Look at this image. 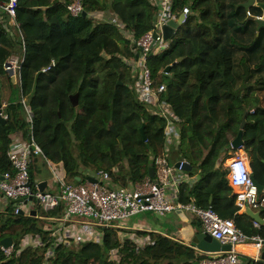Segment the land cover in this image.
Returning <instances> with one entry per match:
<instances>
[{"label":"trees","instance_id":"obj_1","mask_svg":"<svg viewBox=\"0 0 264 264\" xmlns=\"http://www.w3.org/2000/svg\"><path fill=\"white\" fill-rule=\"evenodd\" d=\"M246 1L174 0L177 13L186 6L191 12L168 39L169 48L150 56L148 63L153 73L171 65L162 78L167 89L161 96L178 118L176 160L193 166L185 172L189 179L180 184L177 201L212 206L252 236L264 234V225L255 227L249 214L239 212L222 163L245 118L243 148L264 186V26L257 21L263 10L245 8ZM69 2L19 0L25 60L17 82L7 61L23 54L21 35L7 33L0 24V105L7 116L0 120V174L13 171L7 155L12 135L21 130L28 137L21 102L26 97L36 141L50 161L63 165L72 183L104 172L113 187L133 184L150 175L165 148L167 118L139 99L125 62L134 57L135 41L154 27L159 4L83 0L86 15L74 17L68 14ZM6 84L9 90L3 93ZM75 93L76 106L70 98ZM39 159L33 161L34 177L44 165ZM63 214L62 207L44 209L38 203L29 212L15 213L11 203L0 213V241L12 237L14 250L7 254L0 244V264H117L113 249L118 264H196L207 257L193 244L157 232L135 231L150 237L146 244L121 237L114 226L102 227L98 241H73L65 230L83 232L79 224L61 223ZM29 238L39 242L23 245Z\"/></svg>","mask_w":264,"mask_h":264},{"label":"built area","instance_id":"obj_2","mask_svg":"<svg viewBox=\"0 0 264 264\" xmlns=\"http://www.w3.org/2000/svg\"><path fill=\"white\" fill-rule=\"evenodd\" d=\"M18 2L19 0L0 1V24L4 21L5 29L10 33L16 30L21 35L23 54L12 55L7 62L10 64L7 67L13 69L20 80V71L25 60V41L22 34L23 24L17 18ZM157 2L160 10L154 27L135 41L134 57L125 59L135 79L133 87L139 99L157 107V113L167 118L164 131L165 148L155 161L154 176L148 175L133 184L113 187L109 182V174L100 172L98 176H88L83 182L72 183L63 165L50 161L36 141L33 111L27 103V98L22 97L29 134L25 137L19 130L12 135L13 141L7 155L13 171L0 174V191L13 202L15 213L29 212L35 203L44 209L62 207L64 214L60 220L61 223L72 222L74 217L82 221L84 217H94L96 221L91 223L92 227H118L119 222L148 212L162 217L174 211L188 210L200 218L203 231L217 239L221 245L231 246L228 251L202 252L207 257L200 264H245L248 258L259 261L264 249L262 233L252 236L246 234L237 226L234 219L220 216L212 206L203 208L193 202L184 204L177 201L180 184L189 179V176L184 173L186 171L182 164L180 166L171 164L167 154L173 141L175 147H178L179 132L175 126L178 118L173 111H170L161 96L167 89V84L162 78L168 73L165 69L153 73L148 61L150 56L162 53L170 46L169 41L164 37L163 27L170 20L177 21L181 14L185 15L183 20L185 22L191 10L186 6L182 12L177 13L174 10V0H157ZM67 10L70 16H79L85 11L83 0H70ZM248 14L251 15L249 11ZM155 31L158 33L156 37ZM54 64L55 60L43 68V71L50 70ZM0 116L3 119L7 117L3 111ZM228 151L232 157L224 163V168L227 170L229 184L233 189L239 212L243 213L251 208L259 211L264 219V190L259 191L252 178L253 171L244 148L235 149L231 143ZM36 157H41L47 167V170H42L41 179L38 180L33 178L32 172ZM45 173H50L49 179L54 184L53 190L40 189L41 183L46 180ZM89 177L97 181L94 182ZM172 188L175 202L172 201L173 196L168 197L167 193ZM253 223L255 227L261 229L262 223L259 220L254 219ZM94 232L93 229L88 230L91 236L95 234ZM4 250L10 254L14 250V245ZM111 258L117 264L120 262L117 251L114 249L111 250Z\"/></svg>","mask_w":264,"mask_h":264},{"label":"crops","instance_id":"obj_3","mask_svg":"<svg viewBox=\"0 0 264 264\" xmlns=\"http://www.w3.org/2000/svg\"><path fill=\"white\" fill-rule=\"evenodd\" d=\"M21 102H22V100H21ZM174 146L175 145H174V141H173V143L169 146V151H170V148L172 149ZM176 156H177V154H176ZM39 160L38 161L42 163L41 160H43V159L41 157ZM177 162H178V160L176 161V163ZM32 172H33V165H32ZM41 172H42V168H41V171L38 173L39 175L37 174L38 177H37V175L35 177L33 175V178L35 180L41 179V176H42ZM45 175H46V180L43 181V182H45V190H53L54 184L49 179L50 173H45ZM186 176H188V175H186ZM227 178H228V175H227ZM173 191H174V189L172 188V189H169L167 193L170 196H173ZM11 203H13V202L11 200H9L8 198H6L3 195V193L0 191V213H5L7 211V208L10 206ZM261 217L263 218L262 215H261ZM72 223H75V226H77L78 224L84 225V222L82 221V219H80L78 217H74V219L72 220ZM262 224L264 225V223H262ZM90 225H92V224H90ZM117 225H118L117 228H119L120 233H123V235L120 234L121 237L129 236L132 239L136 238L138 241H140L141 243H144V244H146L150 241V237L138 235L135 233V231L140 230V231L161 233V234L167 235L171 239L184 242L185 244H188V245L193 244V242H192L193 237L196 235V233L203 231L200 218L195 213L188 211V210L174 211V212H171V213L164 215L162 217H158L154 213H152L151 216L147 215V213L143 214V215L139 214V215H135L132 218H129L125 221L119 222ZM62 227H64L63 224H62ZM79 229H80V227H79ZM262 232H264V227L262 229ZM94 233L97 236H99V240H100V238L103 234L102 230H100L98 232L95 231ZM83 235L87 236V234H85L84 232H83ZM245 262H246L245 264H249V263H247V261H245ZM258 262H260V261H258Z\"/></svg>","mask_w":264,"mask_h":264},{"label":"water","instance_id":"obj_4","mask_svg":"<svg viewBox=\"0 0 264 264\" xmlns=\"http://www.w3.org/2000/svg\"><path fill=\"white\" fill-rule=\"evenodd\" d=\"M253 5H258L262 8L263 10V17L262 18H257V21L259 22L260 26H264V2H258L257 0H247L244 3L245 8H250ZM84 15H86V12L83 13ZM185 18L184 14H181L179 19L177 21L175 20H170L164 27H163V33H164V37L165 39H170L173 34H175V32L181 27V25L184 23L183 20ZM158 35V33L155 31L154 32V36L156 37ZM9 63L7 64V66L9 67ZM166 72L169 73L171 71V65H169L166 69ZM8 72L10 73V75L12 76V80L14 81V77H13V71L12 70H8ZM120 84H122V82H119ZM73 104L76 106L79 103V93H75L72 94L70 96ZM2 111V106L0 105V113ZM0 120L5 121V119H3L0 116ZM246 125V119L244 118L242 123H241V127L240 130L238 132V135L232 140V146L235 149H240L243 148L245 146V140H244V128ZM111 130L114 131L117 135V131L115 129V126L112 125L111 126ZM141 131L142 134L144 135V139H145V132H144V125L141 127ZM180 164H182L184 170L186 171H192L193 166L188 163L187 161H179L176 163V166H180ZM154 172L155 169L154 167L150 168V176H154ZM92 181H97V179L89 177ZM252 178L255 182V184L258 186L259 191H263L264 190V186L261 185L255 175H252ZM40 189L41 190H45V182L41 183L40 185ZM33 213H35V211H33ZM245 213L249 214L251 217H253V219L259 220L261 223H264L263 218L261 217V213L259 211H254L251 208H248ZM193 247L195 249H197L198 251H201L203 253H218V252H222V251H228L231 249L230 245H221V243L213 238L210 234L206 233L205 231H200L198 233H196V235L193 237ZM0 244L5 247L8 248L10 246L13 245V239L12 237H6L3 240L0 241ZM260 262L264 263V250L262 252L261 258L259 260ZM196 264H200L199 262H196Z\"/></svg>","mask_w":264,"mask_h":264},{"label":"rangeland","instance_id":"obj_5","mask_svg":"<svg viewBox=\"0 0 264 264\" xmlns=\"http://www.w3.org/2000/svg\"><path fill=\"white\" fill-rule=\"evenodd\" d=\"M114 19H115V17H114ZM1 26L4 28V30L7 32V33H10L7 29H5V22L3 21V23L1 24ZM125 35V37H126V33L124 34ZM7 90H9V85L8 84H6L4 87H3V93H6V91ZM245 150V149H244ZM235 152H236V150H234ZM246 152V151H245ZM168 159H169V161L172 163V164H174V163H176V161L178 160H176V152L174 151V149L172 148H170V151H168ZM246 154H247V156H248V153L246 152ZM232 157V155L231 154H229L228 155V157H226V159H225V161L223 160V167H224V163H227V160H229L230 158ZM45 162V161H44ZM46 165V163H44V165H43V167H42V170H47V167L45 166ZM185 173V172H184ZM181 174V173H180ZM186 175H188L187 173H185ZM39 175V174H38ZM38 175H37V177H38ZM168 197H170V195L168 194ZM172 201L173 202H175V196H173V199H172ZM186 213V212H185ZM141 215H143V214H141ZM147 215H149V216H151L152 215V213L151 212H149V213H147ZM96 221V219L94 218V217H84L83 218V222L84 223H86V225H82V224H79L80 226V229H81V231L82 232H84V233H86L87 234V236L86 235H81V234H75L76 232H74V231H68V229L67 230H65L64 231V235H66L67 236V234L69 235V237H71V238H69L70 240L71 239H73V241H82V240H87V239H92V240H99V236H96L95 234L94 235H89L88 234V230L89 229H94L96 232H98V231H100V230H104L102 227H97V226H91L90 224L91 223H94ZM71 224H75V223H72V222H70ZM66 229V228H65ZM72 229H74V228H72ZM119 234H121V235H123V233H120L119 232ZM103 236V235H102ZM30 240H28V241H25L24 242V244L23 245H27L28 243H35V241H37V243L39 242V240H37V239H31V238H29ZM35 240V241H34ZM2 248H4L3 246H2ZM5 249V248H4ZM7 253V252H6Z\"/></svg>","mask_w":264,"mask_h":264},{"label":"clouds","instance_id":"obj_6","mask_svg":"<svg viewBox=\"0 0 264 264\" xmlns=\"http://www.w3.org/2000/svg\"><path fill=\"white\" fill-rule=\"evenodd\" d=\"M260 17V16H259ZM259 17H257V18H259ZM262 17H263V15H262ZM8 62V61H7ZM8 64V63H7ZM10 68H8V70H9ZM10 70H12L13 71V69H10ZM13 77H14V82H17V80H18V74H15V72L13 71ZM2 111H3V107H2ZM231 143H232V141H231ZM180 161H182V160H180ZM179 162V161H178ZM172 164V163H171ZM173 165H176V163H174ZM186 171V170H185ZM264 250V249H263ZM200 263V262H199Z\"/></svg>","mask_w":264,"mask_h":264}]
</instances>
